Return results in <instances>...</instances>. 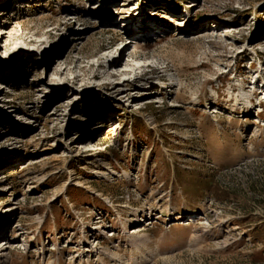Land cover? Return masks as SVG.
<instances>
[{
  "label": "rangeland",
  "instance_id": "1",
  "mask_svg": "<svg viewBox=\"0 0 264 264\" xmlns=\"http://www.w3.org/2000/svg\"><path fill=\"white\" fill-rule=\"evenodd\" d=\"M258 77L264 0H0V264H264Z\"/></svg>",
  "mask_w": 264,
  "mask_h": 264
},
{
  "label": "bare ground",
  "instance_id": "2",
  "mask_svg": "<svg viewBox=\"0 0 264 264\" xmlns=\"http://www.w3.org/2000/svg\"><path fill=\"white\" fill-rule=\"evenodd\" d=\"M139 10V9H138ZM130 16V15H129ZM131 26V25H130ZM21 39H23V43L22 44H24L25 45V47L24 48H22V47H19V53H20V50H21V52L22 53H24L23 51L25 50H28V48H27V46H30V45H32V44H41L40 42L38 43L35 39H33V38H21ZM43 45H44V43H43ZM99 67L100 68H104L103 67V65H99ZM110 67H112V66H110ZM125 72H127V71H118L117 73H112L111 74V76L110 77H112V78H115V79H118L120 76H122V75H125V74H127V73H125ZM97 77H101L100 75H96L95 76V78H97ZM113 84H115V86H116V83H112L111 85H113ZM39 85V84H38ZM40 96V95H39Z\"/></svg>",
  "mask_w": 264,
  "mask_h": 264
}]
</instances>
